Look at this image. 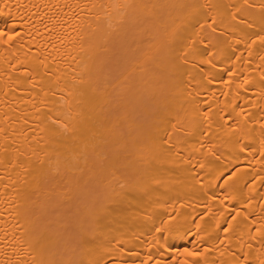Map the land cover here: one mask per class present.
<instances>
[{
  "label": "bare ground",
  "instance_id": "6f19581e",
  "mask_svg": "<svg viewBox=\"0 0 264 264\" xmlns=\"http://www.w3.org/2000/svg\"><path fill=\"white\" fill-rule=\"evenodd\" d=\"M0 264H264V0H0Z\"/></svg>",
  "mask_w": 264,
  "mask_h": 264
}]
</instances>
